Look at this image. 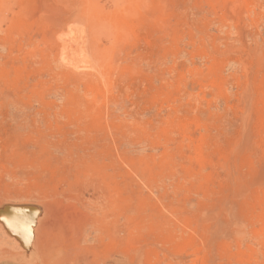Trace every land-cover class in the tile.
I'll return each mask as SVG.
<instances>
[{
  "label": "rangeland",
  "instance_id": "obj_1",
  "mask_svg": "<svg viewBox=\"0 0 264 264\" xmlns=\"http://www.w3.org/2000/svg\"><path fill=\"white\" fill-rule=\"evenodd\" d=\"M0 264H264V0H0Z\"/></svg>",
  "mask_w": 264,
  "mask_h": 264
},
{
  "label": "bare ground",
  "instance_id": "obj_2",
  "mask_svg": "<svg viewBox=\"0 0 264 264\" xmlns=\"http://www.w3.org/2000/svg\"><path fill=\"white\" fill-rule=\"evenodd\" d=\"M243 9V8H242ZM120 28V27H119Z\"/></svg>",
  "mask_w": 264,
  "mask_h": 264
}]
</instances>
